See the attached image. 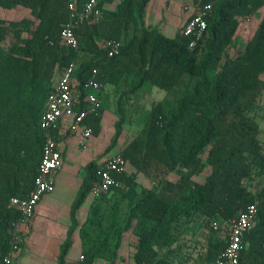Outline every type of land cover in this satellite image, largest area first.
<instances>
[{"label": "trees", "instance_id": "1", "mask_svg": "<svg viewBox=\"0 0 264 264\" xmlns=\"http://www.w3.org/2000/svg\"><path fill=\"white\" fill-rule=\"evenodd\" d=\"M71 1L0 0V11L20 14L13 20L0 17V259L9 251L14 228L22 219L11 200L28 197L35 186L45 138L40 123L47 100L64 72L77 62L79 111L87 106L91 91L85 86L94 70L102 84L97 92L99 112L82 123L92 128L93 136L103 129L104 100L118 97L112 147L126 122L123 106L145 85L167 95L183 82L192 85L173 105L154 103L143 129L119 150L153 186L139 197H130L124 217L119 212L128 197L123 194L119 201L110 200L125 185L138 188L129 170L119 176L120 187L94 198L86 221L80 223L78 213L92 194L98 164L94 161L85 167L58 264H73L68 255L77 231L84 264H95L97 259L114 263L129 231L137 238L135 264H178L173 259L175 247L192 223L202 218L227 226L254 203L258 204V225L246 236L240 264H264V188L259 190L258 185L252 191L247 185L254 176L264 179L261 127L253 115L264 95V15L251 39L238 43L243 22L257 16L264 0H195L196 14L206 5L212 11L194 49L183 28L169 38L145 25L150 0H121L115 12H104L98 22L75 29L80 50L61 41ZM74 1L81 10L89 0ZM114 1L100 0L99 5L103 9ZM112 39L123 42V47L109 57L104 43ZM234 48L238 51L231 56ZM207 168L209 174L197 180ZM226 246V240H210L204 264H214Z\"/></svg>", "mask_w": 264, "mask_h": 264}, {"label": "built area", "instance_id": "2", "mask_svg": "<svg viewBox=\"0 0 264 264\" xmlns=\"http://www.w3.org/2000/svg\"><path fill=\"white\" fill-rule=\"evenodd\" d=\"M99 4L100 0H89L79 10L74 0L69 3V22L61 31L62 43L75 50H80V42L75 34V29L81 24L98 22L104 17V10ZM211 11V5H206L197 14L195 10L184 25L183 34L191 39L189 44L191 49H194L198 41L203 38L208 27L206 17ZM104 47L108 51L109 57H114L121 51L123 42L113 39L107 40ZM77 66V62L69 66L47 100L46 109L40 123L45 138L35 186L28 197H15L11 200V206L20 210L22 219L14 228L9 251L2 256L0 264H14L15 256L20 251L19 227L21 223L32 219L43 198L56 190L55 175L63 168L64 140L60 137V128L63 122L70 121L73 131H79L81 127L84 128L81 134L83 139L89 140L93 137L92 128L83 127L82 123L88 115L99 112L101 102L97 92L102 88V84L97 81L98 72L94 70L85 86L88 91H91L85 100L87 106L79 111V95L75 87ZM80 143L84 149L88 148L84 141ZM128 167L129 163L121 153L116 152L107 155L98 164L97 181L93 186L92 196L100 198L109 194L114 188L120 187L119 176L123 175ZM257 205V203L250 205L238 219L227 224V246L214 264H240L246 236L255 230L258 225ZM222 227L219 221H210V228L214 232H220ZM73 264H84L83 255L80 254Z\"/></svg>", "mask_w": 264, "mask_h": 264}, {"label": "crops", "instance_id": "3", "mask_svg": "<svg viewBox=\"0 0 264 264\" xmlns=\"http://www.w3.org/2000/svg\"><path fill=\"white\" fill-rule=\"evenodd\" d=\"M120 2L121 0H115L112 4L104 5V12H115ZM195 6V0H150L145 11V25L157 27L166 37L174 38L184 27L192 12H195ZM114 111H117L116 107ZM78 135L79 131L72 130L70 121L63 122L60 128V137L64 140L63 168L55 175L56 190L43 198L32 219L21 223L19 227L21 246L15 256L14 264H58L61 246L71 226L70 211L81 188L85 167L94 161L99 164L110 154L98 155L102 148L95 142L97 137L94 136L93 147L90 145L84 149L80 140L78 143L75 142ZM66 159L71 163L68 167L65 165ZM60 172L62 175L58 178ZM91 197L90 195L85 203L90 201L87 212H82V207L78 213L81 224L86 221L90 206L95 200ZM77 234L68 255L69 262L77 260L82 252V243L79 233ZM136 246L137 238L132 231H129L123 236L122 247L114 263L97 259L95 264H118L131 260Z\"/></svg>", "mask_w": 264, "mask_h": 264}, {"label": "rangeland", "instance_id": "4", "mask_svg": "<svg viewBox=\"0 0 264 264\" xmlns=\"http://www.w3.org/2000/svg\"><path fill=\"white\" fill-rule=\"evenodd\" d=\"M176 5V4H175ZM173 9V7H171ZM167 14V13H165ZM20 14L18 12H8L4 13L0 11V17L13 20L17 18ZM264 15V8L257 14V16L253 17L250 20L243 22L242 26L239 29V39L238 43H246L251 39L253 34L255 33L257 26ZM183 27V26H182ZM157 28V27H156ZM160 31V29H159ZM161 32V31H160ZM162 33V32H161ZM238 49L234 48L230 50V55L234 56L237 53ZM82 58H87L86 54H82ZM192 83L189 81L183 82L174 93L167 95L166 92L159 90L157 88L152 87L147 84L143 88L142 92L132 101L126 103L123 107L126 110V122L123 127V133L121 137L117 140L115 146L112 147V143H114L117 127L116 123L119 119V111H118V97L112 96L108 98V101L104 100L102 104L104 106V115H103V130L101 134L97 137L94 136L95 142L99 144L100 148H102L98 155L103 154L107 155V153H116L119 152L120 149L125 148L144 127L147 122L148 116L150 114L151 107L154 103L163 101L167 102L170 105L175 103L177 97L182 94V92L187 91L191 88ZM101 104V103H100ZM114 107L117 108V111H114ZM255 118L259 121L261 127L260 140L264 145V95L262 96L260 102L256 105L255 110L253 112ZM84 128H80L79 135L75 139V142L78 143L80 141H84L88 146L92 145V139L85 140L81 137ZM110 148L111 151L109 150ZM105 150V152H102ZM102 156V155H101ZM66 167L70 166L71 163L68 159L65 160ZM128 172L135 177L136 182L138 184V188H130L124 186L123 190L114 193L111 198V202L119 201L121 196L125 194L128 198L123 201V206L120 210V215L124 217L127 211V203L130 200L132 195H136L135 197H139L144 191L153 190V186L151 181L146 178L143 174L135 171L132 166L129 164ZM62 172V171H61ZM59 173L58 178L62 175ZM64 172V171H63ZM210 172V169L203 173L202 176L198 177L197 180L203 181V179ZM249 188L254 191L255 188L259 185V190L264 188V179L261 181L258 180L257 176H254L253 180L247 183ZM65 187V185H64ZM63 188V187H61ZM257 189V188H256ZM92 196V194H91ZM93 196L91 197V199ZM90 202V201H89ZM89 202L85 204L82 208V212H87L89 208ZM222 230L220 232H214L210 228L209 221H204L202 218L197 219L194 223L191 224L189 228H187L182 240L179 243V246L175 247V252L173 254V259L178 264H204V258L207 250V246L210 240H228V227L226 224H222ZM78 231L75 233L76 235ZM27 246V245H26ZM136 250V248H135ZM134 250V251H135ZM118 264H135L132 256L131 260L118 262Z\"/></svg>", "mask_w": 264, "mask_h": 264}]
</instances>
